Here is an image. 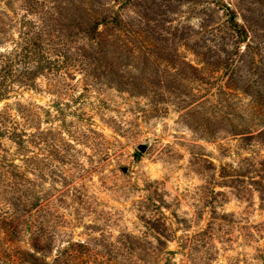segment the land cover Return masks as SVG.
Wrapping results in <instances>:
<instances>
[{"label": "rangeland", "instance_id": "rangeland-1", "mask_svg": "<svg viewBox=\"0 0 264 264\" xmlns=\"http://www.w3.org/2000/svg\"><path fill=\"white\" fill-rule=\"evenodd\" d=\"M197 1H169L175 13L156 22L166 36L174 37L185 60H194L190 48L199 46ZM231 1L241 6L250 2ZM45 3L0 0V30L17 35L19 17L35 16L25 12L26 5L41 9ZM121 13L134 22L140 18L130 9ZM98 72L91 67L60 68L50 72V80L39 76L33 86H25L24 102L34 112L32 125L26 127L34 136L16 160L21 163L23 198L67 196L63 207L56 200L49 215L33 208L34 229L44 236L55 232L53 249L66 240H88L86 264H142L138 259L144 257L156 264L164 250L173 251L168 264H262L264 200L259 201L256 180L263 166H256L264 145L254 139L243 140L244 145L235 142L223 128L200 131L182 112L194 107L217 118L205 104H195L212 93L213 85L206 89L190 79L171 83L160 70L134 68L129 76L136 78L138 89L125 85L119 92L93 79ZM13 88L18 92L10 95L19 98V87ZM58 100L64 103L60 107H67L63 115ZM234 148L242 156L252 154L256 165L239 162L238 154L232 155ZM227 164L240 168L243 177L232 179ZM29 168L33 174L27 173ZM74 196L79 197L77 208L69 199ZM80 213L84 216L77 221ZM163 221L172 230L170 237L161 236ZM11 228L0 226V235L8 234L5 247L9 244L1 250L0 264H9L6 261L24 247ZM143 231L146 239L140 235ZM195 232L199 235L191 244L188 239ZM23 234L22 240L28 238Z\"/></svg>", "mask_w": 264, "mask_h": 264}, {"label": "trees", "instance_id": "trees-1", "mask_svg": "<svg viewBox=\"0 0 264 264\" xmlns=\"http://www.w3.org/2000/svg\"><path fill=\"white\" fill-rule=\"evenodd\" d=\"M169 1L46 0L41 9L26 5L25 12L33 11L35 16L19 17L17 35L0 30V45H4L0 46V226L8 224L12 234L19 235V241L24 244L23 248L19 247V256L6 261L9 264H86L88 254V240H66L53 251L55 232L44 236L34 229L33 208L45 209L49 215L50 207L57 205L56 200L63 207L67 196L28 194L25 195L28 200L23 198L21 163L16 160L27 142H32L34 135L26 126L32 125L34 112L22 94L25 86H33L39 76L50 80V72L55 69L91 67L99 69L93 79H100L108 90L120 92L125 85L129 90L138 89L134 85L136 78L129 76L136 68L139 72L160 70L171 83L190 79L206 89L213 85L212 93L195 104L197 108L205 104L217 118L194 107L185 108L184 114L181 113L191 126L208 134L223 128L235 142L239 140L244 145L243 140L254 139L264 145V34L258 35L264 32V1L250 0L243 6L231 0L195 2L200 8L196 12L199 46L190 48L194 60L181 57L174 37L166 36L156 23L175 13L173 8H168ZM175 1L181 4V0ZM123 9L138 13L140 18L132 21L121 13ZM212 15L216 20L211 19ZM14 86L19 87V98L10 95L18 92ZM60 97L61 100L63 95ZM60 100L56 102L57 110L63 115L67 107H60L64 104ZM237 148L232 150V155L238 154L239 162L256 163L252 154L242 156L235 151ZM257 164L259 170L263 166V174L256 180L261 187L256 189L262 203L264 156ZM227 168L232 172L229 174L232 179L244 175L233 164H227ZM27 173L33 174L32 168ZM77 198L69 197L76 208L80 204ZM83 216L80 213L75 219L81 221ZM163 224L164 232L160 235L170 237L171 228L164 221ZM24 231L28 238L22 240ZM140 235L146 239L144 231ZM198 235L199 232L191 234L189 243H194ZM7 237L8 234L0 235V259L3 258L1 250L9 247L4 245ZM172 252L164 250L165 256L159 260L168 264V255ZM138 260L143 264L149 258ZM159 260H155L156 264ZM259 260L264 263L263 257ZM102 262L120 264L117 260Z\"/></svg>", "mask_w": 264, "mask_h": 264}, {"label": "water", "instance_id": "water-1", "mask_svg": "<svg viewBox=\"0 0 264 264\" xmlns=\"http://www.w3.org/2000/svg\"><path fill=\"white\" fill-rule=\"evenodd\" d=\"M139 148H140V150H144L145 149V147L143 146V145H139Z\"/></svg>", "mask_w": 264, "mask_h": 264}]
</instances>
